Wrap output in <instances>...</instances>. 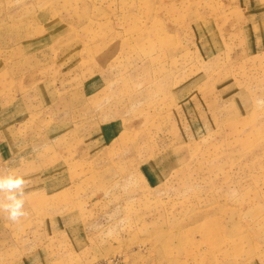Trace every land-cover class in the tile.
<instances>
[{
	"label": "rangeland",
	"instance_id": "obj_1",
	"mask_svg": "<svg viewBox=\"0 0 264 264\" xmlns=\"http://www.w3.org/2000/svg\"><path fill=\"white\" fill-rule=\"evenodd\" d=\"M261 102L264 0H0V264H264Z\"/></svg>",
	"mask_w": 264,
	"mask_h": 264
},
{
	"label": "clouds",
	"instance_id": "obj_2",
	"mask_svg": "<svg viewBox=\"0 0 264 264\" xmlns=\"http://www.w3.org/2000/svg\"><path fill=\"white\" fill-rule=\"evenodd\" d=\"M26 188L27 181L23 176L12 171L0 173V212L6 213L7 219L14 223L28 215L24 210Z\"/></svg>",
	"mask_w": 264,
	"mask_h": 264
}]
</instances>
